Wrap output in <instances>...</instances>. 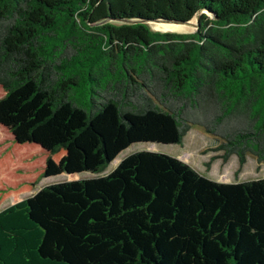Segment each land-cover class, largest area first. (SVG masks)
Here are the masks:
<instances>
[{"label": "trees", "instance_id": "16d2710c", "mask_svg": "<svg viewBox=\"0 0 264 264\" xmlns=\"http://www.w3.org/2000/svg\"><path fill=\"white\" fill-rule=\"evenodd\" d=\"M0 86L17 143L72 145L92 174L1 209L0 264H264V177L150 150L103 173L192 125L223 161H264V0H0Z\"/></svg>", "mask_w": 264, "mask_h": 264}, {"label": "rangeland", "instance_id": "374dc122", "mask_svg": "<svg viewBox=\"0 0 264 264\" xmlns=\"http://www.w3.org/2000/svg\"><path fill=\"white\" fill-rule=\"evenodd\" d=\"M196 19L186 24L154 22L147 23V26L155 31H165L171 27L167 31L176 29V33H191L196 29ZM4 94L0 86V98ZM216 146L217 142L211 134L201 126L192 125L179 144H131L106 166L103 173L113 170L131 153L150 150L176 156L207 177L220 182L264 177V161L258 162L252 153H247L245 162L240 165L235 155L223 161L219 157L222 151L215 150ZM91 176V172L84 170L80 151L72 145L50 153L40 144H19L8 127L0 124V210L30 196L47 184Z\"/></svg>", "mask_w": 264, "mask_h": 264}, {"label": "water", "instance_id": "95a60500", "mask_svg": "<svg viewBox=\"0 0 264 264\" xmlns=\"http://www.w3.org/2000/svg\"><path fill=\"white\" fill-rule=\"evenodd\" d=\"M195 18H197V17H195ZM197 21H196V23H195V28H198V26H199V22H198V18L196 19ZM154 22H165V23H178V24H186V23H189V22H173V21H148V23H154ZM164 28H166V27H164ZM171 27H167V29H170ZM163 29V28H162ZM167 29H165V31H160V32H169V31H167ZM152 31H155V30H152ZM174 31H176V29L174 30ZM174 31H172V33H176V32H174Z\"/></svg>", "mask_w": 264, "mask_h": 264}]
</instances>
